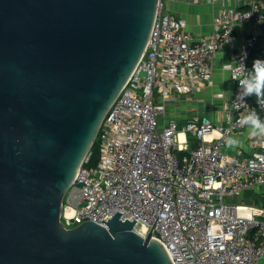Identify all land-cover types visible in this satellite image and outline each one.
<instances>
[{"label": "built area", "instance_id": "built-area-1", "mask_svg": "<svg viewBox=\"0 0 264 264\" xmlns=\"http://www.w3.org/2000/svg\"><path fill=\"white\" fill-rule=\"evenodd\" d=\"M166 1L158 0L144 52L99 126L98 160L85 165L89 153L84 158L60 219L66 227L85 220L103 225L118 211L121 220H135L132 230L142 237L150 231L173 264H264V208L228 200L264 185V136L245 157L223 150L225 136L248 124L239 123L242 115L254 112L264 121V97L251 103L240 82L247 80L257 32L233 37L236 23L263 20L264 0L221 6L211 32L195 40L180 30L183 21ZM225 43L233 46L224 66L234 81L226 123L189 120L180 139L176 119L165 117L166 102L209 80L210 60ZM188 133L198 139L194 147Z\"/></svg>", "mask_w": 264, "mask_h": 264}, {"label": "water", "instance_id": "water-1", "mask_svg": "<svg viewBox=\"0 0 264 264\" xmlns=\"http://www.w3.org/2000/svg\"><path fill=\"white\" fill-rule=\"evenodd\" d=\"M158 0H0V264H173L114 211L66 227L64 193L142 56Z\"/></svg>", "mask_w": 264, "mask_h": 264}, {"label": "crops", "instance_id": "crops-1", "mask_svg": "<svg viewBox=\"0 0 264 264\" xmlns=\"http://www.w3.org/2000/svg\"><path fill=\"white\" fill-rule=\"evenodd\" d=\"M237 3L239 7L244 8L242 0L240 2L237 0H169L166 2V7L182 19L180 30L189 33L195 40L211 32L213 21L221 6H235ZM252 31L259 32V23L238 22L234 26L233 37L235 41H240L243 36ZM232 48L233 46L225 43L216 51L210 60L209 80L201 84L199 88H194L187 93H171L165 105V117L176 119L179 134L182 133L181 128L187 121L195 118L200 120L202 116L208 117L214 124L226 123V109L234 81L224 64L231 62ZM248 131L249 124L233 131L229 136L237 137L239 142L233 146L224 144L223 150L233 152L239 149V156L245 157L258 149L255 141L262 136H252ZM185 139L189 147H194L198 143V139L193 134H186ZM236 202L264 208V185L243 190L236 196Z\"/></svg>", "mask_w": 264, "mask_h": 264}, {"label": "clouds", "instance_id": "clouds-1", "mask_svg": "<svg viewBox=\"0 0 264 264\" xmlns=\"http://www.w3.org/2000/svg\"><path fill=\"white\" fill-rule=\"evenodd\" d=\"M255 75L252 80H241L242 84H246V91L255 90L260 93L264 87V60L256 59L254 61ZM245 122L249 124V134L252 136H264V121H262L254 112H248L239 118V123L243 125ZM218 135V133H217ZM224 142L228 146L236 145L239 141L235 136H225Z\"/></svg>", "mask_w": 264, "mask_h": 264}, {"label": "trees", "instance_id": "trees-1", "mask_svg": "<svg viewBox=\"0 0 264 264\" xmlns=\"http://www.w3.org/2000/svg\"><path fill=\"white\" fill-rule=\"evenodd\" d=\"M256 59L264 60V17L263 20L259 23V32L256 35L255 47L252 49L247 61V70H248L247 80H252V78L255 75L254 61ZM257 96L264 97V87L261 88L260 93H257L255 90L251 92L247 91V99L251 103L255 102ZM88 153H89V162L85 163V165H88L89 163L90 164L96 163L99 157L97 138L94 139Z\"/></svg>", "mask_w": 264, "mask_h": 264}, {"label": "bare ground", "instance_id": "bare-ground-1", "mask_svg": "<svg viewBox=\"0 0 264 264\" xmlns=\"http://www.w3.org/2000/svg\"><path fill=\"white\" fill-rule=\"evenodd\" d=\"M179 137H180L181 139L183 138L182 133L179 134ZM244 209H245V208L240 207L239 212H240V213H245V211H243Z\"/></svg>", "mask_w": 264, "mask_h": 264}, {"label": "rangeland", "instance_id": "rangeland-1", "mask_svg": "<svg viewBox=\"0 0 264 264\" xmlns=\"http://www.w3.org/2000/svg\"><path fill=\"white\" fill-rule=\"evenodd\" d=\"M168 1H169V0H168ZM168 1H166V2H168ZM228 200L233 201V202H236V196H234V197H230V198H228Z\"/></svg>", "mask_w": 264, "mask_h": 264}]
</instances>
